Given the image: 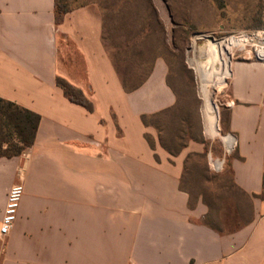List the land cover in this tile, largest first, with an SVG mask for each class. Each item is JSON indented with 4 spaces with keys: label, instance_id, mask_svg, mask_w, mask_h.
<instances>
[{
    "label": "crops",
    "instance_id": "obj_1",
    "mask_svg": "<svg viewBox=\"0 0 264 264\" xmlns=\"http://www.w3.org/2000/svg\"><path fill=\"white\" fill-rule=\"evenodd\" d=\"M96 4L56 23L55 0H0V98L41 117L35 143L0 158V226L22 184L17 221L0 234V264H264V60L233 63L224 107L235 185L252 216L235 231L206 224L208 206L181 189L186 155L151 149L142 121L177 95L159 58L126 92L104 44ZM57 77L83 92L72 103Z\"/></svg>",
    "mask_w": 264,
    "mask_h": 264
},
{
    "label": "rangeland",
    "instance_id": "obj_2",
    "mask_svg": "<svg viewBox=\"0 0 264 264\" xmlns=\"http://www.w3.org/2000/svg\"><path fill=\"white\" fill-rule=\"evenodd\" d=\"M67 2L70 8L99 6L106 47L122 62L126 75H145L159 58L167 62L168 83L176 92L177 104L168 114L147 119L151 131L147 136L155 149H164L162 141L176 156H187L182 186L190 193L191 205L199 202L200 194L204 195L203 202L210 206L205 222L223 231L243 227L251 219L252 206L233 186L229 165L236 147L229 152L221 139L233 136L224 130V93L230 75L222 84L209 86L213 127L220 133L212 137L206 125L201 77L194 58H199L208 44L198 36L239 39L243 33L264 31V0ZM254 45L257 46L253 39L244 48H231L230 67L237 61L257 59L259 47ZM213 162L219 166L222 163V170L214 171Z\"/></svg>",
    "mask_w": 264,
    "mask_h": 264
},
{
    "label": "trees",
    "instance_id": "obj_3",
    "mask_svg": "<svg viewBox=\"0 0 264 264\" xmlns=\"http://www.w3.org/2000/svg\"><path fill=\"white\" fill-rule=\"evenodd\" d=\"M68 0H55V11H56V23L60 24L63 21L64 15L69 13L73 8H70L68 5ZM104 44H105V39ZM106 47V44H105ZM109 57L113 62V65L119 75L121 83L126 92H133L138 89L145 80L150 76L154 63L152 67H150L149 71L143 76H133L132 74L126 75L124 70L122 69V62H119L117 58L109 52L106 47ZM134 64V62H133ZM56 85L60 89L63 90L65 96L74 104L79 105L87 109L89 112H93L92 103L85 97L83 92L71 85L65 79L57 77ZM170 85V84H169ZM171 86V85H170ZM172 88V87H171ZM173 89V88H172ZM174 91V89H173ZM175 92V91H174ZM176 94V92H175ZM173 109V108H172ZM172 109L166 110L164 112L158 113L153 116H143L142 121L146 127H148L147 119L154 117L159 118L163 115L168 114ZM41 117L16 103L0 98V158L11 159L14 157H20L25 154L29 149H31L35 143L37 131L39 128ZM224 130L226 133H229V124H228V114L226 117V121L224 122ZM145 138L151 147V149L155 150V144L149 140L147 134ZM162 147L169 152L171 155L176 156L173 151L168 149V147L162 142ZM190 158V157H189ZM184 177V174H183ZM183 178L181 180V189L185 190L188 194H190L185 188L182 186ZM234 188L241 193L246 199L251 202V197L245 194L242 190H240L233 181ZM190 196V195H189ZM204 199V195L200 194L198 199ZM260 198L264 199V194L260 196ZM209 209L210 206L206 204ZM209 226L213 227L216 231L222 232L223 230L218 229L206 222Z\"/></svg>",
    "mask_w": 264,
    "mask_h": 264
},
{
    "label": "bare ground",
    "instance_id": "obj_4",
    "mask_svg": "<svg viewBox=\"0 0 264 264\" xmlns=\"http://www.w3.org/2000/svg\"><path fill=\"white\" fill-rule=\"evenodd\" d=\"M250 37V38H249ZM199 40L205 39L208 43L206 49L202 51L199 58H194L195 65L201 77V90L204 98V114L207 129L212 137H219L220 133L213 127L212 108L210 100V85H220L230 75V50L233 47L244 48L249 40H255L259 47L260 57L264 58V32L243 35V38L230 37L225 39H216L210 35H201ZM199 49V47H198ZM194 52L197 50L194 48ZM211 87V86H210ZM226 148L231 151L235 146L233 136H221Z\"/></svg>",
    "mask_w": 264,
    "mask_h": 264
},
{
    "label": "built area",
    "instance_id": "obj_5",
    "mask_svg": "<svg viewBox=\"0 0 264 264\" xmlns=\"http://www.w3.org/2000/svg\"><path fill=\"white\" fill-rule=\"evenodd\" d=\"M259 32H264V31H259ZM257 33V32H256ZM250 34H255V33H250ZM244 33L242 34V36ZM254 43V41H252ZM255 46V45H254ZM257 47V46H255ZM258 48V47H257ZM257 59L264 60V58L260 57L259 49H258V57ZM235 139V137H233ZM236 147V140H235V146ZM232 151V150H231ZM229 151V152H231ZM219 162V161H216ZM214 166V171H221L222 170V163L221 165H216L215 162H213ZM24 195V187L22 184H16L14 185L7 197V203L4 211V215L1 221V226H0V234L1 236H6L10 233V231L13 229L17 218L19 214V208L21 204L22 197Z\"/></svg>",
    "mask_w": 264,
    "mask_h": 264
}]
</instances>
